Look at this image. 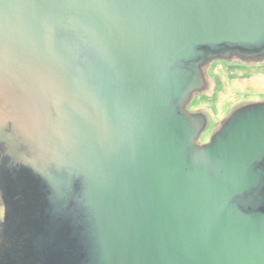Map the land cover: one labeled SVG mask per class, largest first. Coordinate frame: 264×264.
Segmentation results:
<instances>
[{"label": "water", "instance_id": "water-1", "mask_svg": "<svg viewBox=\"0 0 264 264\" xmlns=\"http://www.w3.org/2000/svg\"><path fill=\"white\" fill-rule=\"evenodd\" d=\"M218 65L264 70V0H0V264H264V93L216 115Z\"/></svg>", "mask_w": 264, "mask_h": 264}, {"label": "crops", "instance_id": "crops-1", "mask_svg": "<svg viewBox=\"0 0 264 264\" xmlns=\"http://www.w3.org/2000/svg\"><path fill=\"white\" fill-rule=\"evenodd\" d=\"M221 66V65H220ZM215 67L214 74L217 77L218 80V87L215 94V97L210 102V105L213 107L216 115H220L229 105L230 101L239 94H245V93H264V78L261 83H255L253 84L246 83L245 77L246 74L250 72L245 71H229L225 68V74H228V77L231 78L229 80V83L231 85V89H229L227 92L228 95H230L228 98L221 91L224 90L227 83L225 81L226 78H223V75L218 74V67ZM242 76V77H241Z\"/></svg>", "mask_w": 264, "mask_h": 264}, {"label": "rangeland", "instance_id": "rangeland-1", "mask_svg": "<svg viewBox=\"0 0 264 264\" xmlns=\"http://www.w3.org/2000/svg\"><path fill=\"white\" fill-rule=\"evenodd\" d=\"M218 66H220V65H218ZM218 74H221V75H223V78H226L225 81H226L227 85L224 88V90L221 91L222 93H220V94H223V95L225 94L226 97L228 98L230 95H228L227 92H229L228 90L231 89V85L229 83V80H231V78L228 77L227 73L225 74V67L223 65L218 67ZM243 77H245L246 83H249V84L252 83L254 86L255 83H258V82L261 83L263 81L264 70L250 72V73L246 74V76H243Z\"/></svg>", "mask_w": 264, "mask_h": 264}, {"label": "flooded vegetation", "instance_id": "flooded-vegetation-1", "mask_svg": "<svg viewBox=\"0 0 264 264\" xmlns=\"http://www.w3.org/2000/svg\"><path fill=\"white\" fill-rule=\"evenodd\" d=\"M8 178H13V175H10ZM7 191V195H9L11 192H14V186H9ZM6 191L4 188L0 185V237L3 232L4 222H5V214H6V199L5 194ZM14 198H18V195H13Z\"/></svg>", "mask_w": 264, "mask_h": 264}]
</instances>
